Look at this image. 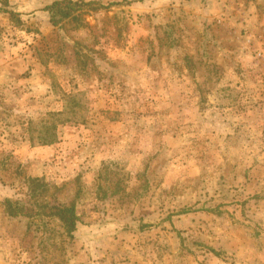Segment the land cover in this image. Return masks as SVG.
<instances>
[{
    "label": "rangeland",
    "instance_id": "374dc122",
    "mask_svg": "<svg viewBox=\"0 0 264 264\" xmlns=\"http://www.w3.org/2000/svg\"><path fill=\"white\" fill-rule=\"evenodd\" d=\"M74 1L0 0V264H264V0Z\"/></svg>",
    "mask_w": 264,
    "mask_h": 264
},
{
    "label": "trees",
    "instance_id": "16d2710c",
    "mask_svg": "<svg viewBox=\"0 0 264 264\" xmlns=\"http://www.w3.org/2000/svg\"><path fill=\"white\" fill-rule=\"evenodd\" d=\"M89 4L88 2H80L74 0H54V2L48 6L52 10V20L54 24L58 22L55 20L57 14H61L64 17H77L79 15L75 12L81 11V6ZM78 14V13H77ZM74 100V99H73ZM52 116H60V113L51 114ZM56 125L53 123H46L43 125L42 131L38 135V143L42 145L53 144L57 141ZM30 184L37 183L36 185H41L42 183L38 182L37 179H29ZM40 209V214L45 217H55L64 226L66 232L72 236L73 232L76 230L78 223V215L76 213V207L74 203L69 205H63L60 203H40L38 204ZM26 207L16 199H6L5 200V210L9 216H19L22 215L23 211H26Z\"/></svg>",
    "mask_w": 264,
    "mask_h": 264
}]
</instances>
